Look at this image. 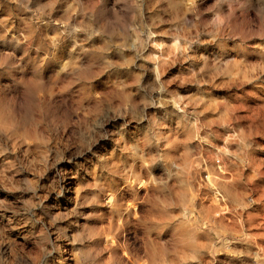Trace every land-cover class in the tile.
Instances as JSON below:
<instances>
[{
  "label": "rangeland",
  "instance_id": "374dc122",
  "mask_svg": "<svg viewBox=\"0 0 264 264\" xmlns=\"http://www.w3.org/2000/svg\"><path fill=\"white\" fill-rule=\"evenodd\" d=\"M0 264H264V0H0Z\"/></svg>",
  "mask_w": 264,
  "mask_h": 264
},
{
  "label": "clouds",
  "instance_id": "9594fccd",
  "mask_svg": "<svg viewBox=\"0 0 264 264\" xmlns=\"http://www.w3.org/2000/svg\"><path fill=\"white\" fill-rule=\"evenodd\" d=\"M133 2H135V0H133ZM135 17H133V19H134Z\"/></svg>",
  "mask_w": 264,
  "mask_h": 264
}]
</instances>
